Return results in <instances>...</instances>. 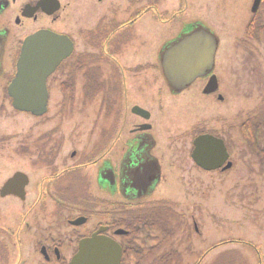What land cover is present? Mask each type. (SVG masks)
I'll use <instances>...</instances> for the list:
<instances>
[{
    "label": "flooded vegetation",
    "instance_id": "obj_1",
    "mask_svg": "<svg viewBox=\"0 0 264 264\" xmlns=\"http://www.w3.org/2000/svg\"><path fill=\"white\" fill-rule=\"evenodd\" d=\"M256 1L0 0V116L7 102L13 107L9 88L24 52L28 64H55L63 54L47 77V113L13 107L37 124L8 148L27 167L15 173L25 176L24 197H1L18 204L0 210V264H71L89 240L115 242L120 264L205 263L204 185L191 186L233 170L236 117L223 132L217 110L228 93L217 64L178 91L162 53L232 11L254 27L264 21V0ZM202 106L212 112L200 114ZM183 114L191 122L179 130ZM203 135L227 148L217 171L193 159Z\"/></svg>",
    "mask_w": 264,
    "mask_h": 264
},
{
    "label": "rangeland",
    "instance_id": "obj_2",
    "mask_svg": "<svg viewBox=\"0 0 264 264\" xmlns=\"http://www.w3.org/2000/svg\"><path fill=\"white\" fill-rule=\"evenodd\" d=\"M202 26L220 40L216 64L228 93L217 110L222 114V131L225 128L229 130L231 116L236 117L237 131L233 170L221 177L206 173L191 186L196 191L198 183L204 185V213H201L206 226L207 255L204 264H264V157L256 160L254 155V146L264 149V142L246 141L240 131V126L251 117L264 120V21L255 22V26L251 27L247 21L237 19L232 11L227 16L208 20ZM212 105L216 107L217 104ZM201 110L193 116H207L212 112L205 106ZM24 115L15 112L9 101L0 116V141L3 142V151L0 150V189L12 175L25 171L27 167L20 157L8 158V148L10 144L14 147L18 131L37 124ZM184 116L181 118V125L184 126H180L179 130L189 127L191 122V117ZM228 134L227 140L231 142ZM179 182H171L174 195H182L184 188ZM8 204L9 207L15 205L12 207L15 210L18 203L15 199L5 201L0 195V210Z\"/></svg>",
    "mask_w": 264,
    "mask_h": 264
},
{
    "label": "water",
    "instance_id": "obj_3",
    "mask_svg": "<svg viewBox=\"0 0 264 264\" xmlns=\"http://www.w3.org/2000/svg\"><path fill=\"white\" fill-rule=\"evenodd\" d=\"M219 45L217 35L204 26L171 43L163 51L161 60L170 86L181 91L197 78L209 75L216 65ZM31 56L30 51L23 53L9 94L15 110L43 116L48 109L47 77L60 65L63 54L52 60L55 64H28ZM214 82L217 79L209 86ZM193 159L205 171H216L228 161L229 154L222 139L203 135L195 141ZM231 166L229 164L225 170ZM24 178L22 173L15 174L1 188V197L14 195L23 198ZM121 254L122 250L115 242L89 240L81 243L80 252L71 264H120Z\"/></svg>",
    "mask_w": 264,
    "mask_h": 264
},
{
    "label": "trees",
    "instance_id": "obj_4",
    "mask_svg": "<svg viewBox=\"0 0 264 264\" xmlns=\"http://www.w3.org/2000/svg\"><path fill=\"white\" fill-rule=\"evenodd\" d=\"M242 139L246 141H252L258 143L259 141L264 142V120L258 121L255 117L249 118L240 126ZM256 149L255 158L264 157V149L254 146ZM261 151V152H259Z\"/></svg>",
    "mask_w": 264,
    "mask_h": 264
}]
</instances>
